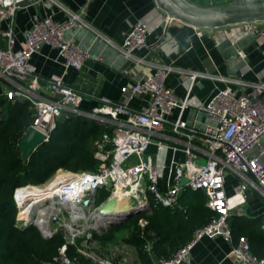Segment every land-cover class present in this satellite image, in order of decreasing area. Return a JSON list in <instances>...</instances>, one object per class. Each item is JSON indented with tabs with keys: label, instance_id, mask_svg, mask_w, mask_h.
Returning <instances> with one entry per match:
<instances>
[{
	"label": "built area",
	"instance_id": "obj_1",
	"mask_svg": "<svg viewBox=\"0 0 264 264\" xmlns=\"http://www.w3.org/2000/svg\"><path fill=\"white\" fill-rule=\"evenodd\" d=\"M26 3H41L51 7L58 2L0 0V82L5 84L1 96L11 102L30 103L33 110L30 127L44 136L43 142L49 141L58 121L70 114L86 116L110 129L109 133H104L94 143L95 157L100 162L95 171L71 172L60 169L47 183L23 185L14 191L16 228L35 226L44 238H51L60 230L65 233L66 243L59 248L58 257L45 264L76 262L70 260L66 252L68 245H76L78 242L77 252L96 264H141L135 247L126 242L122 247L124 254L119 259L117 254L110 258V244L107 245L108 256L98 250L97 244L100 243L94 233L102 234L108 227L103 221L110 218L100 212L106 201L98 205L94 197L102 188L110 191L107 200L129 199L135 202L132 207L145 213L157 206L174 207L186 190L201 191L206 195V205L216 216L196 229L192 238L169 258L155 256L152 253L154 241L146 239L144 250L151 256L152 264H185L192 247L202 237L221 236L232 242L229 225L232 210L245 203L248 191L264 200V165L259 156L248 154L264 135V82L233 79L238 85L250 87V91L238 93L226 87L202 107L214 122L202 133L207 158L204 163H198L190 143H186V158L171 165L167 187L162 191L159 189V181L166 166H159L148 149L154 137L162 136L161 131L175 108L179 109L180 114L173 123V132L179 133L180 129L186 128L181 116L188 107L187 100L179 101L165 86L168 74L178 69L171 64L151 63L155 65L154 70L145 69L133 84L122 88L126 97L121 103L102 99L101 104L91 111L81 108L85 100L84 94L66 86L62 76L52 75L47 80L49 95H41L40 80L30 62L32 55L43 45H50L58 50L65 69H81L84 61L91 56L73 39L68 38L66 33L71 29L89 27V24L84 18L83 10L67 11L68 16L62 22L55 21L51 15L36 16L25 32L21 46L15 48V14ZM168 19L173 20L170 16ZM247 26L254 38L264 39V22L250 23ZM148 33L145 22H135L123 43L117 46L120 54L137 66L148 63L145 57L136 54L144 48H147L149 54L157 49V44H148ZM238 55L246 57L243 50H239ZM179 72L188 74L191 81L198 76H206L198 72ZM139 95L148 97L147 104L140 110H131L129 101ZM111 122L114 125H110ZM190 131L193 132L191 129ZM161 148L159 143V149ZM228 172L235 173L240 179V184L231 195H227L224 190ZM183 178H186V182L180 186ZM83 186L86 189L84 194L77 195L78 187ZM137 225L143 236L147 220L141 218ZM262 229L264 230V221ZM229 254L245 264H264V256L259 257L251 252L249 240L245 236L239 238Z\"/></svg>",
	"mask_w": 264,
	"mask_h": 264
},
{
	"label": "crops",
	"instance_id": "obj_2",
	"mask_svg": "<svg viewBox=\"0 0 264 264\" xmlns=\"http://www.w3.org/2000/svg\"><path fill=\"white\" fill-rule=\"evenodd\" d=\"M56 1L58 3L51 7L41 3H26L16 12L15 48L21 46L24 34L36 16L51 15L55 21L62 22L68 16L67 11L83 10L89 27L68 30L66 36L73 39L91 57L84 61L79 70L65 69L58 50L50 45H43L30 59L40 80L41 95H49L47 80L52 75L62 76L66 86L84 94V107L92 109L100 105L102 99L121 103L126 97L122 88L133 84L145 69L154 70L155 65L151 63L171 64L178 69L168 74L165 86L179 101L187 100L188 107L181 116L186 128L180 129L179 133L173 132V123L180 114L179 109L175 108L161 131L162 136L154 137L148 149V153L157 160L159 166H166L159 181V189L162 191L167 187L171 165L185 160L186 143H190L198 163H204L207 158L202 133L214 122L202 107L226 87L238 93L250 91V87L238 85L233 79L264 82V39L254 38L247 24L198 29L178 20H169V16L157 7L155 0ZM139 20L148 26V44L158 45L150 54L147 48L136 52L148 61L142 66H137L123 57L117 49L131 26ZM2 44L4 45L3 42ZM239 50L246 53L245 58L238 55ZM179 70L198 72L206 76H198L191 81L188 74ZM4 85L1 81L0 97ZM147 102V96H134L128 106L131 110H140ZM111 123L110 125H114ZM159 143L162 145L161 149ZM248 154L259 156L264 165V135ZM239 184L237 175L228 172L224 184L226 194H233ZM258 218H262L260 228L264 235V200L251 191L246 193L245 203L232 210L229 217L230 221L235 219L237 224L242 223L243 226ZM238 240L239 238L235 240L233 237L232 242H228L221 236L202 237L192 247L185 264H245L229 254Z\"/></svg>",
	"mask_w": 264,
	"mask_h": 264
},
{
	"label": "trees",
	"instance_id": "obj_3",
	"mask_svg": "<svg viewBox=\"0 0 264 264\" xmlns=\"http://www.w3.org/2000/svg\"><path fill=\"white\" fill-rule=\"evenodd\" d=\"M81 108L91 111L83 104ZM0 111V264L49 263L58 257L59 248L66 243L65 233L60 230L51 238H44L35 226L16 228L14 191L23 185L44 184L60 169L95 171L100 162L95 157L94 143L110 129L86 116L70 114L58 121L49 141L39 145L24 162L19 141L33 121L30 103L11 102L0 97ZM109 196V190H98L94 196L96 204L104 203ZM206 202L207 197L203 192L186 190L174 207H154L151 212L136 214L123 223L109 226L102 234L94 233V236L101 245L106 246L116 243L118 233L127 232L124 241L135 247L141 264H152L151 256L144 250L146 239L154 241L152 253L155 256L171 257L192 238L196 229L216 216ZM141 218L147 220L143 236L137 225ZM261 222L262 218H258L243 226L242 223L237 224L235 219H229L232 238L247 237L251 252L259 257L264 256ZM78 243L68 245V258L78 264H96L77 252Z\"/></svg>",
	"mask_w": 264,
	"mask_h": 264
},
{
	"label": "water",
	"instance_id": "obj_4",
	"mask_svg": "<svg viewBox=\"0 0 264 264\" xmlns=\"http://www.w3.org/2000/svg\"><path fill=\"white\" fill-rule=\"evenodd\" d=\"M157 7L171 18L198 29H216L237 24L264 22V0H155ZM44 136L30 127L19 141L22 159L27 162L30 155L43 143ZM186 178L180 182L183 186ZM115 198L107 200L100 212L111 217L104 221L107 226L120 224L132 216L141 213L139 208L128 210H113L110 203L115 204ZM57 222V219H55ZM71 264H77L73 262Z\"/></svg>",
	"mask_w": 264,
	"mask_h": 264
},
{
	"label": "rangeland",
	"instance_id": "obj_5",
	"mask_svg": "<svg viewBox=\"0 0 264 264\" xmlns=\"http://www.w3.org/2000/svg\"><path fill=\"white\" fill-rule=\"evenodd\" d=\"M197 2H209L210 0H196ZM203 163V161L201 162ZM47 183V182H46ZM131 205H134L135 202L134 201H130ZM134 208V206L132 207ZM66 221H69L68 219H66ZM109 227V226H108ZM107 227V228H108ZM127 236V232H120L117 234V240L115 244H110V258L115 256L114 254H117V259L121 258V256H123L124 251L122 249L123 246H125V241L124 238ZM98 246V250L100 252H102L104 255L108 256V248L107 245L106 246H101L100 244H97ZM101 246V248H100ZM122 250V253H121Z\"/></svg>",
	"mask_w": 264,
	"mask_h": 264
},
{
	"label": "bare ground",
	"instance_id": "obj_6",
	"mask_svg": "<svg viewBox=\"0 0 264 264\" xmlns=\"http://www.w3.org/2000/svg\"><path fill=\"white\" fill-rule=\"evenodd\" d=\"M85 190L86 189L84 188V186L83 187H78V191H77L76 194L77 195H83ZM115 200H116L115 204L114 203H110V208H112V209L114 208L113 210H122L123 211V210H128V209H130L132 207L129 199L117 200L115 198ZM109 219H111V217L105 219V221H108ZM104 224H106V223L104 222Z\"/></svg>",
	"mask_w": 264,
	"mask_h": 264
}]
</instances>
